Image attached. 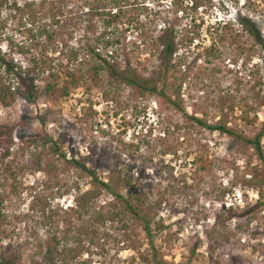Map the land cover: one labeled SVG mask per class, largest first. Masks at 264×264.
<instances>
[{
  "label": "rangeland",
  "instance_id": "rangeland-1",
  "mask_svg": "<svg viewBox=\"0 0 264 264\" xmlns=\"http://www.w3.org/2000/svg\"><path fill=\"white\" fill-rule=\"evenodd\" d=\"M79 1L85 10L94 0ZM199 3L191 10L190 0H140L145 27L121 24L125 50L116 64L110 60L119 73L153 79L183 110L109 68L100 84H81L66 97L31 102L21 96L0 105V122L16 125L10 155L0 151V254H17V264H51L44 258L50 248L55 264H264V190L250 184L264 177L262 161L251 145L190 118L215 124L225 116L244 137L263 130L264 50L238 18L251 13L264 39V7ZM8 13L0 8V23H6L0 50L24 61L16 46L31 42ZM166 20L178 29L176 66L162 79L156 37ZM95 23L81 16L68 37L80 70L89 61L81 47L105 29ZM40 135L52 141L44 145ZM74 160L95 169L99 181H109L117 165L134 166L135 177L143 171L153 246L142 221ZM162 195L168 200L156 205Z\"/></svg>",
  "mask_w": 264,
  "mask_h": 264
},
{
  "label": "trees",
  "instance_id": "trees-1",
  "mask_svg": "<svg viewBox=\"0 0 264 264\" xmlns=\"http://www.w3.org/2000/svg\"><path fill=\"white\" fill-rule=\"evenodd\" d=\"M141 1L144 2L145 0ZM241 1L244 6L253 9L258 8L256 7L258 3L264 7V0H236V2ZM199 2L200 0H190L189 9L197 10L200 6ZM128 5H132V7L130 8ZM138 5L140 6V0H133V3H129L127 0H94L93 3L88 4V7L83 6L85 8L83 10L82 3L79 0H42L40 2L25 1L24 3H19L17 0H0V8L3 6V8L8 9L9 17L16 23L19 32L24 34L31 42L28 45L22 43L16 46V51L24 56V61L19 62L8 53L0 50V105L9 106L21 96L31 102H37L41 98L66 97L72 89L78 88L81 84L88 85V88L94 84H100L101 74L109 68L121 81L142 92H160L177 108L183 110L181 104L169 97L164 90L158 91L153 79L136 76L132 72L119 73L110 61L113 60V63L116 64L119 54H122L121 51L125 50V47L123 48L121 44V37L118 35H121L119 27L121 24H125L127 21L128 27L132 26V23H136L139 27H145V23L138 19L141 11ZM81 16H85L86 21L91 25L100 20L105 27L91 43L81 47V49H86V55L89 58L85 70L76 67V64L79 63V54L75 52L73 46L68 45V37L74 32V26L77 25ZM166 22L167 24L161 25L162 32L156 37L163 69L162 72H159V77H162V79L167 78L169 72L175 69L176 66V63L173 62V56L176 51L175 34L178 29L168 20ZM238 22L257 39L264 50L261 29L254 20L253 15L251 13L240 15ZM5 24L4 20L3 24L0 23V36L6 33ZM215 46L216 41L213 40L211 47L214 48ZM100 47L108 52L106 53L108 58L100 52ZM51 51L53 53L58 52V55H51ZM14 81H18L19 86H15ZM179 90L180 86L177 88V95H179ZM116 94L118 95L119 92ZM103 96L113 98L110 91H105ZM258 100L264 107V95H260ZM244 113L243 110L242 114ZM190 118L209 130L229 134L237 140L251 145L264 165V127L254 137H244L228 126L225 116L215 124L208 123L207 120L196 116ZM15 129V124L0 122V151L3 158L10 155V150L15 144ZM40 138L44 139V145L52 141V138L47 135L46 137L40 135ZM36 139H33V141H36ZM51 148L55 152L59 151L55 145L51 144ZM73 162L113 194L127 209V212L142 221L149 242L153 246L154 229L151 225V217L145 209L147 185L144 182L143 171L140 172L141 176L135 177L132 173L134 166L125 168L117 165L109 181H99L95 169L79 160ZM158 168V171L162 172V163L161 167ZM250 184L259 187V192L263 193L264 177L261 179L255 178ZM119 187L124 188L125 193H122ZM166 200L168 199L162 195L157 199L156 205H161ZM51 218L52 213L46 217V221L50 222ZM52 252L51 248L48 249L44 258L51 264H55L52 259ZM17 257L19 256L15 253L6 256L2 252L0 254V264H17ZM63 264L67 263L64 262Z\"/></svg>",
  "mask_w": 264,
  "mask_h": 264
}]
</instances>
